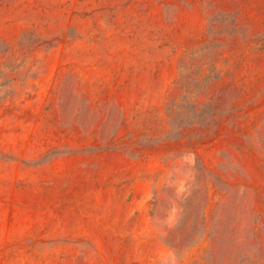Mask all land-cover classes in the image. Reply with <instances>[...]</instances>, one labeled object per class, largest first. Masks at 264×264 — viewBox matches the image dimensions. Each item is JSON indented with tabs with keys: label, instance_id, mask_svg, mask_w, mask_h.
I'll return each mask as SVG.
<instances>
[{
	"label": "rangeland",
	"instance_id": "1",
	"mask_svg": "<svg viewBox=\"0 0 264 264\" xmlns=\"http://www.w3.org/2000/svg\"><path fill=\"white\" fill-rule=\"evenodd\" d=\"M0 264H264V0H0Z\"/></svg>",
	"mask_w": 264,
	"mask_h": 264
}]
</instances>
